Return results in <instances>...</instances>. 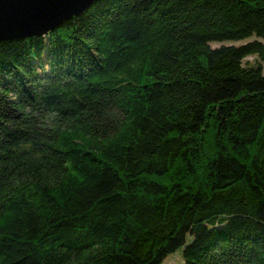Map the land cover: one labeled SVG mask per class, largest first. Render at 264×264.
Wrapping results in <instances>:
<instances>
[{"label": "trees", "instance_id": "1", "mask_svg": "<svg viewBox=\"0 0 264 264\" xmlns=\"http://www.w3.org/2000/svg\"><path fill=\"white\" fill-rule=\"evenodd\" d=\"M181 248L264 264V0H96L1 41L0 264Z\"/></svg>", "mask_w": 264, "mask_h": 264}, {"label": "water", "instance_id": "2", "mask_svg": "<svg viewBox=\"0 0 264 264\" xmlns=\"http://www.w3.org/2000/svg\"><path fill=\"white\" fill-rule=\"evenodd\" d=\"M96 0H0V42L41 35Z\"/></svg>", "mask_w": 264, "mask_h": 264}, {"label": "rangeland", "instance_id": "3", "mask_svg": "<svg viewBox=\"0 0 264 264\" xmlns=\"http://www.w3.org/2000/svg\"><path fill=\"white\" fill-rule=\"evenodd\" d=\"M44 34V33H42ZM253 37L248 38L246 40H242V41H230V42H213L211 45L212 47H219L222 44H234V45H240L242 43H245L247 41L252 40ZM256 61H258V57L256 55L253 56H249L247 58H245L244 62L249 63V64H253ZM162 264H184V257H183V249H179L177 252L170 254L164 261Z\"/></svg>", "mask_w": 264, "mask_h": 264}]
</instances>
